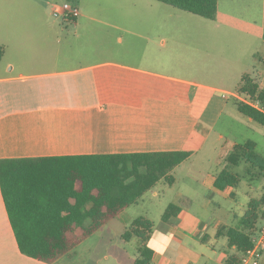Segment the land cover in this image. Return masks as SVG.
<instances>
[{
  "label": "crops",
  "instance_id": "1",
  "mask_svg": "<svg viewBox=\"0 0 264 264\" xmlns=\"http://www.w3.org/2000/svg\"><path fill=\"white\" fill-rule=\"evenodd\" d=\"M49 5L40 0H0V45L6 48L0 63V160L187 151L191 157L174 170L175 182L168 186L177 184L179 173L201 176L203 187L231 199V189L219 191L214 182L226 165L227 154L238 143L217 147L214 171L196 166L193 160L210 142L204 124L215 126L226 100H218L215 115L212 112L207 118V108L217 98L205 99L192 92L190 97L187 86L191 83L169 75L170 53L165 48L148 49L141 56L137 50L106 47L99 43V36L94 43L95 36L82 29L87 21L101 22L99 19L76 2L81 13L76 20L55 21L50 18L53 8ZM228 22L233 30L264 43V16L243 21L232 15ZM70 32L72 36H68ZM161 38L165 45L166 39ZM261 85L264 87V71ZM218 137L217 141L223 139L221 133ZM162 184L167 185L161 182L150 191L154 198L164 193ZM176 199L172 204L182 211L170 220L174 227L162 222L163 228L152 235L153 264L212 260L196 245L225 237L217 234L231 227L225 223L231 210L215 205L220 214L213 219L210 236L201 229L196 213L183 205L185 195L180 193ZM157 236L163 240L160 247L153 245ZM226 255V264L235 255L241 257L237 250ZM0 264H48L20 252L1 186Z\"/></svg>",
  "mask_w": 264,
  "mask_h": 264
},
{
  "label": "rangeland",
  "instance_id": "2",
  "mask_svg": "<svg viewBox=\"0 0 264 264\" xmlns=\"http://www.w3.org/2000/svg\"><path fill=\"white\" fill-rule=\"evenodd\" d=\"M48 2L49 8L64 2H78L101 22H86L82 32L94 35L91 39L109 48L125 51L137 50L141 56L148 49L165 48L170 53L169 75L181 77L188 83L189 95L197 94L205 99L217 98L208 106L207 118L217 111L218 100H226L225 111L219 116L214 127L204 124L205 132H210V142L205 151L196 157V166L218 167L214 153L218 146L232 143L243 144L248 140L257 144V152L264 157V127L241 115L236 103L240 99L236 86L241 74L250 70L254 53L264 50L262 40L251 38L233 30L228 25L232 15L247 20L264 16V0H219L217 18L214 21L178 11L155 0H40ZM50 18L55 21L51 12ZM69 33V32H68ZM72 36V32L68 34ZM166 44L163 45V38ZM146 55V54H145ZM146 64V62H145ZM192 92V93H191ZM227 98V99H224ZM220 133L223 139L217 141ZM213 143V145H211ZM180 172V171H179ZM173 187L161 185L164 193L154 198L151 192L144 195L139 204L130 206L125 214L84 241L70 255L59 259L55 264H133L137 258L139 242L123 239L130 222L146 217L154 225V230L162 227V216L167 207L177 203L180 193L185 195L183 205L196 213L201 229L213 235V219L219 218L215 205L231 210L225 219L228 226H235L252 199L264 202V178L249 182L242 180L238 188L231 189V199L213 194L201 184L199 178L175 176ZM200 181V183H199ZM184 192V193H183ZM264 209V206L262 207ZM188 218V217H187ZM220 224L219 221H216ZM168 226L173 228L172 223ZM163 240L154 238L153 245L160 247ZM197 249L212 260L200 264H226V254L236 250L229 248L226 237H214L210 242L197 244Z\"/></svg>",
  "mask_w": 264,
  "mask_h": 264
},
{
  "label": "trees",
  "instance_id": "3",
  "mask_svg": "<svg viewBox=\"0 0 264 264\" xmlns=\"http://www.w3.org/2000/svg\"><path fill=\"white\" fill-rule=\"evenodd\" d=\"M155 1L206 20H216L219 8V0ZM5 51L0 45V63ZM254 62L236 86L240 98L236 106L241 115L264 127V52L256 53ZM191 155L172 151L1 159L0 186L20 252L48 264L70 255L130 206L139 204L159 183L172 186L174 170ZM225 163L215 177L214 187L219 191L236 189L242 180L264 178V157L254 141L236 144ZM263 205L252 199L235 226L218 231L240 255L254 245L253 238L264 221ZM181 211L177 204H170L162 222L168 224ZM153 233V223L139 217L123 234L125 241L137 238L139 242L134 264H153ZM239 259L235 255L228 263Z\"/></svg>",
  "mask_w": 264,
  "mask_h": 264
},
{
  "label": "built area",
  "instance_id": "4",
  "mask_svg": "<svg viewBox=\"0 0 264 264\" xmlns=\"http://www.w3.org/2000/svg\"><path fill=\"white\" fill-rule=\"evenodd\" d=\"M80 10L76 3L65 2L62 5H56L52 9V15L56 19H64L66 21H74L80 16ZM254 245L243 253L236 262L227 264H261L264 255V226L259 233L253 238Z\"/></svg>",
  "mask_w": 264,
  "mask_h": 264
}]
</instances>
